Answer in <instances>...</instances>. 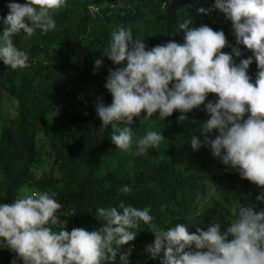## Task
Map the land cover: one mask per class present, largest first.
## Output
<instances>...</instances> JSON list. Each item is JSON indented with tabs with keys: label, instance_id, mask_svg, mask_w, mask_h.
I'll list each match as a JSON object with an SVG mask.
<instances>
[{
	"label": "trees",
	"instance_id": "trees-1",
	"mask_svg": "<svg viewBox=\"0 0 264 264\" xmlns=\"http://www.w3.org/2000/svg\"><path fill=\"white\" fill-rule=\"evenodd\" d=\"M26 0H0V18L9 13L7 5ZM215 0H67V5L53 12L57 27L31 36L20 33L14 45L29 56V67L12 70L0 61V101L13 99L18 108L0 135V202L12 204L26 187L55 192L63 207L58 210L62 223L71 232L83 228L89 232L103 227L95 217L99 207H118L121 202L137 208H150L153 223L162 229L184 223L192 232L207 188L209 165L218 168L217 194L220 200L205 213L204 219L226 220L229 224L237 206H251L264 211V201L256 197L264 189L241 179L238 171L214 159L204 146L193 150L192 139L203 145L201 129L209 117L203 105L179 119L174 112L164 121L153 116L141 122L144 113L131 125L133 144L128 152L119 151L111 141L112 128H102L97 105H110L112 96L105 83L109 70H116L103 56L110 34L118 27L130 28L134 38L144 39L150 49L169 41L183 43L179 24L191 21L194 26L207 25L224 31L231 54L239 47L246 59L252 55L236 45L232 24L219 10ZM205 9L207 14L199 12ZM92 9L95 10L94 13ZM4 25L0 23V32ZM43 56L39 59L36 55ZM96 59L103 65L94 72ZM123 66V65H121ZM257 63L250 65L248 75L255 81ZM218 99L209 94L208 101ZM63 111V124L51 126L49 117ZM0 104V122L6 123ZM124 126V125H121ZM162 132L165 140L144 155H136V141L147 131ZM43 137L49 146L50 169L40 177L34 175L41 155ZM213 164V165H212ZM124 185L132 192L120 191ZM228 226V225H227ZM53 230L55 226H53ZM134 241L121 246L120 254L131 249L130 264H161L146 251L155 240L151 228L142 225ZM10 263L23 264L9 251ZM120 256H117V264Z\"/></svg>",
	"mask_w": 264,
	"mask_h": 264
},
{
	"label": "clouds",
	"instance_id": "clouds-1",
	"mask_svg": "<svg viewBox=\"0 0 264 264\" xmlns=\"http://www.w3.org/2000/svg\"><path fill=\"white\" fill-rule=\"evenodd\" d=\"M66 5L67 0L9 3L8 15L0 18V61L12 70L29 67L27 52L14 45L13 37L54 31L53 12ZM214 8L231 22L236 45L251 56L237 63L242 56L239 47L231 54L222 51L229 46L224 31L191 21L179 24L183 43L172 40L150 49L130 28L118 27L103 54L118 66L109 70L104 85L113 99L110 105H97V116L102 128L111 126L116 148L128 152L133 144L131 125L142 113L141 122L153 116L164 121L174 112L183 121L203 105L209 117L201 129L204 141L201 145L194 137L193 150L206 147L241 179L264 189V0H215ZM199 12L207 14L203 8ZM254 61L258 72L253 82L248 70ZM102 65L103 60L96 59L94 72ZM209 94L218 99L205 103ZM163 140L162 132L149 130L136 141L135 154L144 155ZM120 191L128 194L132 188L124 185ZM56 195L30 190L12 204L0 202V250L15 253L23 264H117L118 255V264H130L131 249L120 254L121 246L134 241V230L144 225L155 235L146 251L153 259L163 251L161 264H264V211L251 206L239 204L226 229L216 222L190 232L184 223L158 228L150 208L121 202L97 209L95 217L103 222L99 230L69 232L57 215L63 205ZM256 199L264 201V194Z\"/></svg>",
	"mask_w": 264,
	"mask_h": 264
},
{
	"label": "rangeland",
	"instance_id": "rangeland-1",
	"mask_svg": "<svg viewBox=\"0 0 264 264\" xmlns=\"http://www.w3.org/2000/svg\"><path fill=\"white\" fill-rule=\"evenodd\" d=\"M94 11L95 10L92 9L93 13ZM36 55L39 59H43L42 55H39L38 53H36ZM0 104L4 106L6 109L10 108V112H11V113H5L6 121L4 122L6 123L0 122V135H1L3 126L6 124H9V120L14 117L15 111L18 108V104L13 99H10V98H7V99L5 98V100L0 101ZM64 122H65L64 115L61 109H58V112L55 115L49 117V123L51 126L63 124ZM40 145H41V155L39 157V164L37 168L34 169V172H33L36 177H40L44 173H47L51 167L50 165L51 159L49 158L50 148L48 145L45 144L43 137L41 138ZM207 172L209 175V178L207 179V182H206L207 188L202 198V202L199 208L198 215L194 218V222L197 223L198 225L192 226L193 228L192 232H195L196 226L200 227L203 230H206L207 227L210 225V223H216L213 219H208V220H206V218L204 219V216H205V213L210 211L212 206L217 204L218 201L220 200V197L217 194L218 192L217 182L219 178L218 168L209 165ZM30 190H33V189L26 187L22 189L19 194L20 196H22L25 194L26 191H30ZM217 222L221 223L222 226H224V229L227 228L226 220L218 219ZM10 259L11 257H10L8 250H0V264H9Z\"/></svg>",
	"mask_w": 264,
	"mask_h": 264
}]
</instances>
